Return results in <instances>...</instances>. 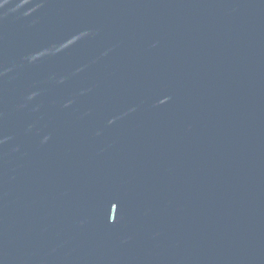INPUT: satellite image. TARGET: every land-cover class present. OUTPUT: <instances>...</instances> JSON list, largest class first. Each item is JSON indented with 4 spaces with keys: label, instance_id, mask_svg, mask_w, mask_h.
<instances>
[{
    "label": "water",
    "instance_id": "95a60500",
    "mask_svg": "<svg viewBox=\"0 0 264 264\" xmlns=\"http://www.w3.org/2000/svg\"><path fill=\"white\" fill-rule=\"evenodd\" d=\"M0 264H264V0H0Z\"/></svg>",
    "mask_w": 264,
    "mask_h": 264
}]
</instances>
